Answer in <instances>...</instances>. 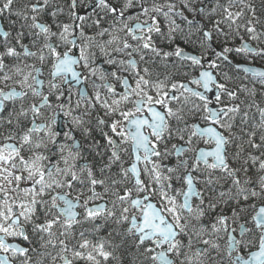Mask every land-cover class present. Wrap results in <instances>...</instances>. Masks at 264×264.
<instances>
[{
    "label": "snow or ice",
    "instance_id": "6c2138e0",
    "mask_svg": "<svg viewBox=\"0 0 264 264\" xmlns=\"http://www.w3.org/2000/svg\"><path fill=\"white\" fill-rule=\"evenodd\" d=\"M259 9L0 0V264H264Z\"/></svg>",
    "mask_w": 264,
    "mask_h": 264
},
{
    "label": "flooded vegetation",
    "instance_id": "af4514ba",
    "mask_svg": "<svg viewBox=\"0 0 264 264\" xmlns=\"http://www.w3.org/2000/svg\"><path fill=\"white\" fill-rule=\"evenodd\" d=\"M254 2H255L256 5L258 6V14H259V11H260V9H259V5H260V3H261V0H254ZM14 7H15V5H14ZM62 18H63V17H62ZM9 19H10V20H14V21H16V22H17V27H18L19 24L21 23V21H19V20L17 19L16 16L7 17V15H6L4 18H0V26L4 27L5 30H11V31L15 32V31H16V28H11V27H10V25H9ZM246 39H247V37H246ZM236 43L239 44V41H236ZM239 62H240V63H243V64H248V63H249L248 60H243V59H241ZM252 66H254V67H258V68H264V60H261V59H258V58H252ZM240 75H243V73H241ZM242 98H243V97H242ZM255 99H256L257 102H260V101L264 100V97H261L259 94H257V96L255 97ZM99 114L102 116V115H103V112L101 111ZM60 122H61V123H64L63 120H61ZM104 131H108V129L105 127V128H104ZM93 135L95 136V138H96L101 144L104 143L102 137L100 136L99 129L95 130V131L93 132ZM173 142H175V143H180L179 141H173ZM171 162H174V161H171ZM222 243H223V242H222Z\"/></svg>",
    "mask_w": 264,
    "mask_h": 264
},
{
    "label": "trees",
    "instance_id": "16d2710c",
    "mask_svg": "<svg viewBox=\"0 0 264 264\" xmlns=\"http://www.w3.org/2000/svg\"><path fill=\"white\" fill-rule=\"evenodd\" d=\"M189 51H192V48L191 47H189V49H188ZM226 211H227V209H226ZM125 264H129V261L128 260H126L125 261Z\"/></svg>",
    "mask_w": 264,
    "mask_h": 264
},
{
    "label": "rangeland",
    "instance_id": "374dc122",
    "mask_svg": "<svg viewBox=\"0 0 264 264\" xmlns=\"http://www.w3.org/2000/svg\"><path fill=\"white\" fill-rule=\"evenodd\" d=\"M222 243V242H221Z\"/></svg>",
    "mask_w": 264,
    "mask_h": 264
}]
</instances>
